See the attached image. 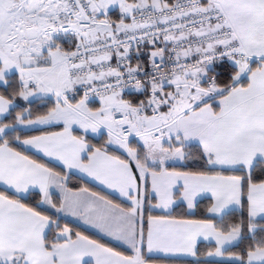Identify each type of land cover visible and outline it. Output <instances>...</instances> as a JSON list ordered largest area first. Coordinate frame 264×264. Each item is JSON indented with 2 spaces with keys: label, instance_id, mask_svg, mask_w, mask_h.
<instances>
[{
  "label": "snow or ice",
  "instance_id": "1",
  "mask_svg": "<svg viewBox=\"0 0 264 264\" xmlns=\"http://www.w3.org/2000/svg\"><path fill=\"white\" fill-rule=\"evenodd\" d=\"M0 264H264V0H0Z\"/></svg>",
  "mask_w": 264,
  "mask_h": 264
},
{
  "label": "trees",
  "instance_id": "2",
  "mask_svg": "<svg viewBox=\"0 0 264 264\" xmlns=\"http://www.w3.org/2000/svg\"><path fill=\"white\" fill-rule=\"evenodd\" d=\"M90 138H91V137H90ZM91 139H92V142H93V143H103V141H102L99 137H98V138H91ZM45 162H46V161H45ZM52 166L56 167V170H59V167H57V166H55V165H53V164H52ZM71 185H72L74 188H77V189H78L79 187H89L91 190L98 191V192H102L103 194L108 195L109 198H111L115 203H123V202H121L119 199H117L116 197L107 194L106 192H104L103 190L99 189V188L96 187L95 185H93V184L87 182L86 180H84V179H83V180L78 179V176H75V177L72 179V181H71ZM206 203H207V201L205 200V201L203 202V204L201 205V207H203L204 204H206ZM123 204H126V203H123ZM185 212H186V209H185V207H183L182 205H178V206H176L175 208H173V209L171 210V214H172L173 216H176V217L183 216ZM73 227H74L76 230L84 231L85 234H87V235L93 236L92 234L86 232L85 230L81 229L80 227H78V226H76V225H74V224H73ZM94 237H95V236H94ZM96 238H97V237H96ZM202 243H203V244H207L206 242H202ZM121 250H123V249H121ZM161 259H162V260H165L164 258H161ZM166 260H170V261H171V260H175V259H166ZM175 261H179V260L176 259Z\"/></svg>",
  "mask_w": 264,
  "mask_h": 264
},
{
  "label": "crops",
  "instance_id": "3",
  "mask_svg": "<svg viewBox=\"0 0 264 264\" xmlns=\"http://www.w3.org/2000/svg\"><path fill=\"white\" fill-rule=\"evenodd\" d=\"M45 161L47 162V159H46V158H45ZM52 164L55 165V166H57L55 162H52ZM57 167H58V166H57ZM80 175H81V174H79V173L76 174V176H78V177H79ZM84 180H86L87 182H89V183L95 185L96 187H98L99 189L103 190V191L106 192L107 194L116 197V198L119 199L121 202H123V203H127V202L123 201V198L119 197L118 193H114V192H112L111 190L105 189V188H103V186L99 185V184L96 183V182L90 181V180H88L87 178H85ZM178 205H180V204L178 203L177 205H174L173 208H175V207L178 206ZM173 208H172V209H173ZM172 209H171V210H172ZM185 209H186V208H185ZM186 211H187V209H186ZM68 219H69V220H72L74 225L80 227L81 229L85 230L86 232L92 234L93 236H95V237H97V238L100 237L101 234H99L95 229L90 228L88 225H84V224L82 223V221H77V220H75L74 218H71V217H69ZM206 243H207V242H206ZM161 258H164V259H175V260H176V259H177V260H182V259H183L182 257H167V258H165V257H161Z\"/></svg>",
  "mask_w": 264,
  "mask_h": 264
},
{
  "label": "rangeland",
  "instance_id": "4",
  "mask_svg": "<svg viewBox=\"0 0 264 264\" xmlns=\"http://www.w3.org/2000/svg\"><path fill=\"white\" fill-rule=\"evenodd\" d=\"M95 138H98V137H95Z\"/></svg>",
  "mask_w": 264,
  "mask_h": 264
}]
</instances>
